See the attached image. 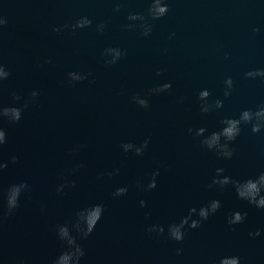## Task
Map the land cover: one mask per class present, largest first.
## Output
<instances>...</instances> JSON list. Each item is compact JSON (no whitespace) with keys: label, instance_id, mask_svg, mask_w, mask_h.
<instances>
[{"label":"water","instance_id":"95a60500","mask_svg":"<svg viewBox=\"0 0 264 264\" xmlns=\"http://www.w3.org/2000/svg\"><path fill=\"white\" fill-rule=\"evenodd\" d=\"M165 2L168 13L153 20L151 0H0V18L7 20L0 27V63L11 73L0 84V106L22 107L31 92L39 93L20 121L0 120L7 134L0 146V163L7 164L0 171V213L10 185L31 188L0 223V264H51L64 251L57 226L71 229L76 213L95 204L104 212L94 231L86 239L72 232L85 251L80 264H220L225 256L264 264V209L239 199L232 185L209 187L217 168L234 180L264 172V129L253 133L242 125L231 159L219 158L194 135L199 128L207 129L205 136L217 132L221 121L264 106V77L245 75L264 69V0ZM130 14L143 15L151 33L129 29L142 23ZM82 17L91 26L63 28ZM107 48L125 54L108 65ZM69 72L87 79L71 82ZM164 83L171 88L150 94ZM202 90L223 107L202 113ZM136 94L148 109L133 101ZM146 139L143 155L121 148ZM157 169L156 187L148 190ZM72 181L75 187L67 186ZM120 187L127 193L114 197ZM214 199L220 209L200 227L186 228L183 242L168 238V225ZM236 211L246 218L229 225ZM151 225L163 226L164 235L149 233Z\"/></svg>","mask_w":264,"mask_h":264},{"label":"clouds","instance_id":"9594fccd","mask_svg":"<svg viewBox=\"0 0 264 264\" xmlns=\"http://www.w3.org/2000/svg\"><path fill=\"white\" fill-rule=\"evenodd\" d=\"M115 11L120 10V6L114 9ZM169 9L165 0H151V5L148 9V15L153 19H160L168 13ZM130 21H141L139 25L129 24L127 27L129 29H134L140 27L142 29V34L147 36L152 31V26L147 23L145 17L139 14H130L128 16ZM7 20L0 18V27L6 26ZM92 21L87 17H82L76 21L74 25L65 24L63 28L67 29L69 27L75 31L77 28H85L91 26ZM105 28L104 24L97 25V31L103 32ZM57 28L54 31H60ZM253 31H258V29H253ZM125 53L118 48H107L104 50L105 56H111V59H106L104 62L108 65L117 63V61ZM45 63H50V61H45ZM9 70L5 65L0 63V84L3 83L10 76ZM157 75H160L158 72ZM246 77L254 78L257 76L264 77V69L249 71ZM69 79L71 82H79L87 79V75L69 72ZM226 89L224 95L227 97L231 95V89L233 86V81L229 77L225 81ZM171 88L170 83H164L150 90V94L161 93L167 91ZM39 95L38 91H33L30 93V98L25 99L22 107H4L0 106V120L7 119L9 122L15 123L21 120L23 111L26 109L30 103L34 102V99ZM14 99L19 101L23 99L22 97L13 93ZM210 92L208 90H202L198 94V99L201 101L200 110L202 113H208L213 109H218L223 107V102L221 100H216L214 103L209 102L208 98ZM133 101L144 109L149 108V102L146 98L142 97L140 94H136ZM223 127L211 134L205 136L207 129L199 128L195 130L194 135L197 137L203 136L204 139L201 140V145L209 151H214L219 158L231 159L234 155V149L230 147V144L234 142L240 135L242 125H251V131L253 133H258L264 129V106L259 107L257 110L253 111L251 109L244 110L239 118H228L221 121ZM189 133L193 130L189 129ZM7 143V134L3 128H0V146ZM149 141L146 139L144 142L137 146L132 142L124 143L121 148L124 152H134L136 155H143L144 150L147 148ZM82 147V146H81ZM78 150V149H77ZM17 157H12V163H16ZM7 167L6 163H0V171ZM82 167V165L80 166ZM223 168L216 169V175L213 177L211 184L212 186H219L220 189H224L228 185H232L236 191L237 197L241 200H246L249 204L254 205L259 209H264V172H261L256 177H250L245 180H234L230 176L223 175ZM119 170L117 169L115 173H108L109 176L117 174ZM159 176V169L151 174V180L148 182L146 188L151 190L156 187V177ZM67 186L75 187V182L72 181ZM138 186L145 187L142 183L138 182ZM65 185H60L57 188L58 192H62ZM30 185L27 182H21L19 184L10 185L5 193L6 207L0 213V223L9 216H11L15 210L20 206V197L23 193L30 191ZM128 189L126 187L117 188L113 193L114 197L123 196L127 193ZM140 206L145 207L146 202L144 200L140 201ZM221 207V202L217 199L209 201L206 205L197 209L192 207L188 211V215L180 219L178 223H172L168 225V238L175 240L178 243L183 242L186 228H198L201 226L203 221H206L211 215L215 214ZM104 212L103 204H95L90 207L81 209L76 213V221L70 229L67 224L57 226V235L59 239L63 242L64 251H62L57 257H55L51 264H80L81 258L84 257L85 251L81 245L77 242L76 236L72 234L73 230L80 235L81 238H87L95 229L97 223L100 221ZM246 213H241L239 211L231 213L227 217V223L229 225H235L243 223L246 218ZM198 217L193 219V217ZM147 231L149 233H155L157 236L164 235L165 229L160 225H151L148 227ZM250 236H259L260 232L249 233ZM181 249H177V254L179 255ZM220 264H240V257L238 256H225L220 259Z\"/></svg>","mask_w":264,"mask_h":264}]
</instances>
